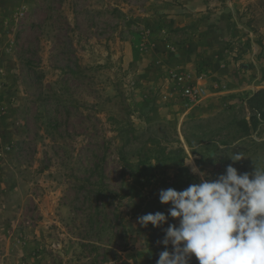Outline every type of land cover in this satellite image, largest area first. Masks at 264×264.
Instances as JSON below:
<instances>
[{"label":"rangeland","instance_id":"rangeland-1","mask_svg":"<svg viewBox=\"0 0 264 264\" xmlns=\"http://www.w3.org/2000/svg\"><path fill=\"white\" fill-rule=\"evenodd\" d=\"M191 156L264 170V0H0V264H156Z\"/></svg>","mask_w":264,"mask_h":264},{"label":"clouds","instance_id":"clouds-1","mask_svg":"<svg viewBox=\"0 0 264 264\" xmlns=\"http://www.w3.org/2000/svg\"><path fill=\"white\" fill-rule=\"evenodd\" d=\"M244 156L233 153L238 162ZM198 183L186 189L159 192L161 205H171L168 216L162 212L138 217L141 227L159 228L167 218L178 220L164 229L156 264H264V170L238 174L227 166L216 179L206 178L194 163L188 162ZM171 245V252L168 246Z\"/></svg>","mask_w":264,"mask_h":264},{"label":"crops","instance_id":"crops-1","mask_svg":"<svg viewBox=\"0 0 264 264\" xmlns=\"http://www.w3.org/2000/svg\"><path fill=\"white\" fill-rule=\"evenodd\" d=\"M175 56L176 55H172V75L176 74V75L181 76L183 78V83L184 82L185 83H188V82L196 83L198 80L194 79L193 78V72H191V70L187 69L188 64L183 65L180 63H174L173 61H176V60H173V59H175ZM179 86H180L179 82L177 80L172 79V102L174 100V97L176 95H179V93L181 92L179 89Z\"/></svg>","mask_w":264,"mask_h":264},{"label":"built area","instance_id":"built-area-1","mask_svg":"<svg viewBox=\"0 0 264 264\" xmlns=\"http://www.w3.org/2000/svg\"><path fill=\"white\" fill-rule=\"evenodd\" d=\"M172 79L182 82L183 78L179 75H172ZM202 92L198 86H187L183 91L184 98L188 99L190 102H197L200 98Z\"/></svg>","mask_w":264,"mask_h":264},{"label":"trees","instance_id":"trees-1","mask_svg":"<svg viewBox=\"0 0 264 264\" xmlns=\"http://www.w3.org/2000/svg\"><path fill=\"white\" fill-rule=\"evenodd\" d=\"M261 122L260 118H250L249 120L247 119H242L238 122V125L240 126V129L242 131H247L248 128H249V124H251L252 126H255L257 124H259ZM134 177V175H133ZM138 195L133 191V189H130L128 193L124 194L122 197L123 198H126V197H132V198H135L137 197ZM169 223H171L172 221L171 220H168Z\"/></svg>","mask_w":264,"mask_h":264}]
</instances>
